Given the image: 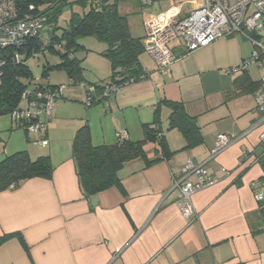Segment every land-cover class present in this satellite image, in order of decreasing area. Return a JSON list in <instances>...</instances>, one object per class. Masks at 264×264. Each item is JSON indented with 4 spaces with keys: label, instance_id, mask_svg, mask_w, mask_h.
<instances>
[{
    "label": "crops",
    "instance_id": "crops-1",
    "mask_svg": "<svg viewBox=\"0 0 264 264\" xmlns=\"http://www.w3.org/2000/svg\"><path fill=\"white\" fill-rule=\"evenodd\" d=\"M170 45L175 60L167 72L144 52L140 62L149 78L90 110L69 79L48 124L47 146L12 125L0 161L21 151L31 160L49 156L54 173L50 180L31 179L0 192V264H264V211L255 198L256 189L264 192L257 183L264 179L263 129L254 128L260 119L255 92L264 71L259 79L249 69L226 73L247 59L237 37L189 54L181 41ZM169 103L184 105L196 118L200 144L187 147L182 133L169 129ZM157 115L168 158L150 167L144 160L129 162L119 171L120 186L85 196L72 155L77 131L89 125L94 146L115 144L120 132L138 141ZM221 133L236 142L208 161ZM156 148L148 146L149 159ZM189 161H208L218 181L193 196L195 217L185 220L174 184Z\"/></svg>",
    "mask_w": 264,
    "mask_h": 264
},
{
    "label": "trees",
    "instance_id": "trees-1",
    "mask_svg": "<svg viewBox=\"0 0 264 264\" xmlns=\"http://www.w3.org/2000/svg\"><path fill=\"white\" fill-rule=\"evenodd\" d=\"M118 1L16 0L15 2L19 18L33 14L45 19V24L55 26L48 41L51 49H55V45L58 46L55 51L60 56L61 62L49 67L48 70L65 71L72 84L80 85L84 82L81 60L76 55L79 49H83L78 42L79 39L95 37L106 43V56L111 65V75L103 82L89 83L96 87V100L93 101L96 103H104L101 95L105 87L123 88L150 76L140 62V56L145 52L143 38H135L131 35L128 18L120 14ZM31 7L33 10H30ZM65 12L70 18L65 27H60L59 23ZM250 36L256 40V35ZM42 45V37L39 36L29 39L20 50L6 48L0 51V62L3 63L0 67V116L9 115L21 106V97L25 89L54 87L36 82L24 59L42 52ZM16 53L20 54L19 61L14 58ZM169 105L171 107L169 129H178L185 138L187 147L200 144L202 136L196 118L189 116L182 104L169 103ZM151 144L157 146V156L153 159L148 158V146ZM165 148L164 130L158 115L152 124L143 126V139L132 141L129 138L117 137L113 145L94 146L90 126L84 125L77 131L72 143V155L83 193L90 197L120 186L119 171L125 164L144 160L146 167L153 166L162 159L168 158L169 152H165ZM161 152L162 156H160ZM53 173L54 168L49 156L31 160L26 151L17 152L0 161V192L9 189L13 184L18 186L21 182L31 179L50 180Z\"/></svg>",
    "mask_w": 264,
    "mask_h": 264
},
{
    "label": "built area",
    "instance_id": "built-area-1",
    "mask_svg": "<svg viewBox=\"0 0 264 264\" xmlns=\"http://www.w3.org/2000/svg\"><path fill=\"white\" fill-rule=\"evenodd\" d=\"M139 1L144 7L153 6L156 2V0ZM196 1L198 4H192ZM15 2L16 0H0V51L6 48L20 50L29 39L41 36V30L45 25V19L33 14L19 18ZM185 5H188V10L184 13ZM30 10H33V7ZM145 29L146 33L143 37L145 52L154 59L161 73L167 72L175 60L170 44L177 40L182 42L184 50L189 54L206 48L219 39L240 35L250 40L257 48H263L264 51V44L252 39L249 34L264 29V0H185L145 22ZM54 48L57 49L58 46L55 45ZM14 58L19 61L20 54L16 53ZM261 60V54L254 51L250 59L245 60L238 67L227 69L226 73L248 71L250 64L259 63ZM2 64L0 62V67ZM261 68L264 70V65H261ZM80 85L85 91V104L87 107L92 106L96 103L93 102L96 100V87L86 82ZM65 89L64 85L25 89L21 97V106L10 114L13 126L25 130L28 135H37L39 138L36 144L47 146L48 124L52 119L54 106L64 95ZM121 89L107 86L101 97L107 103ZM255 96L260 119L254 128L263 129L260 143L264 148V75L260 79ZM117 137L129 138L127 132H120ZM235 142L236 139L227 134H218L208 161L214 160ZM206 163L200 165L189 161L182 168L180 178L175 181L174 186L180 193V213L185 220L195 217L193 196L218 181L210 175ZM257 183L264 187V179ZM15 187L14 184L10 186L11 189ZM255 198L264 211L262 189H256Z\"/></svg>",
    "mask_w": 264,
    "mask_h": 264
},
{
    "label": "rangeland",
    "instance_id": "rangeland-1",
    "mask_svg": "<svg viewBox=\"0 0 264 264\" xmlns=\"http://www.w3.org/2000/svg\"><path fill=\"white\" fill-rule=\"evenodd\" d=\"M182 1L185 0H156L153 6L144 7L141 5L139 0H119L118 9L122 16H126L128 18L131 35L135 38H143L146 33L145 22L159 16L170 7ZM187 10L188 5H185L183 9L184 13ZM69 18L70 15L65 12L63 14V18L60 20L59 26L65 27ZM54 27L55 26L52 24L47 23L43 26L40 33L43 43L42 52H37L29 58L25 57L24 59H26L27 66L30 68L36 82H40V84L44 86L49 84H63L65 87L70 88V86H68L69 77L65 71L48 70L49 67L56 66L61 62L60 56L56 53L55 49L50 48L51 44L48 41L50 39L51 32L54 30ZM249 34L256 35L257 37L255 39L259 43L264 44V29H258L257 31ZM234 37H237L242 43L245 44L246 50L248 52L246 60L252 57L254 51H258L261 54L262 60L259 63H252L249 65V70L251 71L253 78L259 79L264 71L261 68V65H264V51H262L263 48H257L250 40L240 35H236ZM78 42L83 47V49H79L76 52V55L81 60L84 82H95V80H100V82H103L108 80L111 75V65L108 58H106L104 55V52L107 48L106 43L104 41L98 40L95 37H83L79 39ZM176 42H179V40ZM76 87L81 89L84 96H86L81 85ZM84 105L87 106L86 104ZM92 108L93 107L91 106L88 109L90 110ZM12 125V118L10 115L0 116V150H3L2 148L6 143H8L9 139L11 138L10 136H12ZM61 140L65 141L64 139ZM4 158H2V160Z\"/></svg>",
    "mask_w": 264,
    "mask_h": 264
}]
</instances>
